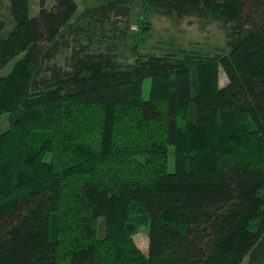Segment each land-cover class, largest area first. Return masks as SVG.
Returning <instances> with one entry per match:
<instances>
[{
	"label": "trees",
	"instance_id": "1",
	"mask_svg": "<svg viewBox=\"0 0 264 264\" xmlns=\"http://www.w3.org/2000/svg\"><path fill=\"white\" fill-rule=\"evenodd\" d=\"M50 1L0 19V264H264V0ZM138 1L229 52L123 65Z\"/></svg>",
	"mask_w": 264,
	"mask_h": 264
},
{
	"label": "rangeland",
	"instance_id": "2",
	"mask_svg": "<svg viewBox=\"0 0 264 264\" xmlns=\"http://www.w3.org/2000/svg\"><path fill=\"white\" fill-rule=\"evenodd\" d=\"M54 0L49 2L51 3ZM103 0H77L79 6L78 16L87 6H92ZM9 0L0 3V19H9ZM32 14L38 13L39 0H31ZM227 31L219 21L204 20L196 16L180 18L175 14L164 12L158 7L144 6L141 1L136 2L131 14L129 35L125 44L118 50L119 61L128 65L136 60L135 46L140 48L144 55L180 54L184 51L202 55L213 56L228 53ZM17 59L11 61L1 71V75H7L13 68ZM63 62V57L59 58ZM221 84L228 82L226 73L221 72ZM151 79L144 82V97L150 95ZM8 115H4L0 130L9 126ZM173 151V150H172ZM171 151V153H172ZM170 153V168L173 169V154ZM138 247L147 252L149 249V237L140 232L134 235ZM243 264H250L247 257Z\"/></svg>",
	"mask_w": 264,
	"mask_h": 264
}]
</instances>
